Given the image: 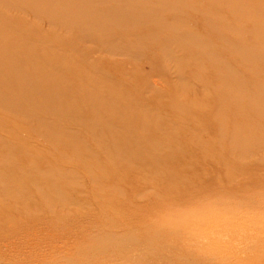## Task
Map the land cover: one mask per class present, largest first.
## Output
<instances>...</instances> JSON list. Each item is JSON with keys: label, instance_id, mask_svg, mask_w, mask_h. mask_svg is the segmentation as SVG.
<instances>
[{"label": "rangeland", "instance_id": "obj_1", "mask_svg": "<svg viewBox=\"0 0 264 264\" xmlns=\"http://www.w3.org/2000/svg\"><path fill=\"white\" fill-rule=\"evenodd\" d=\"M196 1L200 3V12L185 11L180 15V19L190 23L188 30L190 32L203 35L207 30L209 31L208 35H205L204 44H219L220 46L216 47V50L220 51L218 58L223 59L227 67H216L211 59L197 63L193 56H198L202 49L191 47L187 42L177 45L162 42L163 49L157 45L153 48V52L146 55H142L143 52L139 53L138 50L117 53L113 49L116 42H105L98 38L102 37V33L93 39H75L78 32L88 29L86 25L75 29H58L60 39L47 42L45 47L59 49L65 46L64 58L60 61L67 58L76 64L79 62L78 60L76 62V51H84L88 54V58L79 64L82 71L73 80L69 70L59 74L71 81L69 84L71 89L83 86L85 76L103 78L104 74L99 68L90 67L91 63L99 67L108 66V73L123 81L131 78L132 73L139 72L141 77L138 79V85L133 87L134 90L129 89L124 81L114 87L95 84L88 87V92L94 94L100 91L97 94L102 97L122 95L128 99H137L140 106L142 103L148 104L150 99L149 101L152 102L150 104H155L158 108L151 115V119L156 121L155 127L167 128L165 126H169L171 122L176 124L173 130L166 132L170 135L171 132L183 133V129L187 128L185 124L188 123L194 127L193 129L195 125L200 126L203 130H209V140H215L217 137L216 140L227 144L226 148H222L225 152L222 149L216 150L208 160L205 155L213 150L207 147L205 142L206 146L184 153L167 151L151 157L142 156L137 161L120 163L118 167L92 170L94 177H101L100 184L85 179L84 170L79 168L77 172L82 179L70 183L65 197L42 198L41 191L52 187L46 186L45 180L51 181L49 185L58 183L60 186L61 182L58 180L55 168L63 170L72 168V163H76L74 158L78 154L71 149L65 155L61 154L66 149L64 143L67 140H62L61 143L59 140L50 139L47 132L53 127L45 132L30 134L24 130H29L35 125V120H22L20 115L13 111L1 110V120L5 122L4 127L8 128V132L12 125L22 135L11 137L7 135L6 138L5 129L0 128V136L5 138L1 145L3 149L0 157H7L8 161L12 162L11 166H1L0 174L5 176L10 169L12 171L15 168L14 164L29 167L31 163L34 164L33 171L42 174L32 179L17 175L10 179L11 182L1 181L0 195L3 196H0V206L3 210L0 209V264L78 263L80 254L90 253L106 246L122 245L118 249L125 252L128 248H122V240L129 242L128 247L139 243L143 248L137 254L119 253L94 261L92 264H264V126L248 125L245 118L242 120V115L257 116L250 100L238 99L242 91L237 90L228 94L230 88L225 86L217 88L220 75H224V71L231 68L243 76L244 83L257 81L264 86V63L257 62L260 57L264 58V49L256 53L255 60L247 62L241 60V53L236 54L221 46L223 37L241 45L254 46L264 43V19L258 13L264 8L261 6L264 5V0H255L258 3L260 1V5L256 8L251 7L248 0ZM168 2L176 3L177 0ZM50 6L53 4L43 3L39 8L45 9ZM6 13L27 21H20L22 26L16 25L3 31L5 36L10 37L22 32L32 40L48 38L64 23L61 17L52 21V15L49 14L40 18L36 13L29 12L26 6L16 10L10 9ZM203 13L211 18H205ZM223 25L233 30L236 28L239 34L227 31ZM214 26H219L220 31L212 32L210 29ZM127 32L126 40H133L135 35L158 32V29L139 26ZM111 33L119 35L120 30L114 28ZM68 44L73 47L68 48ZM164 48L172 50L169 56L165 55ZM188 55H191V58H188ZM49 58L52 60L53 56ZM2 62L3 59L0 60V63ZM210 80L212 81L208 84ZM9 81V78L4 79V83ZM151 89L167 98L162 97V100H158L151 95ZM2 90H5L4 86ZM212 91H221L222 94L228 95L218 102L201 106L198 100L203 95L209 99ZM138 92L145 93L142 101L137 97ZM46 96H50V92H47ZM32 101L37 102L35 98H32ZM214 104L217 108H225V113L241 111V116L238 115L235 121L228 120L220 129H214L210 120L204 117L207 107ZM77 106L82 107L86 112L87 110L93 112L92 109L95 107L92 103H78ZM56 107V103L37 102L36 110ZM187 110H192V113L182 112ZM131 111L120 114L119 121L129 119L132 115ZM108 114L110 117H115V112ZM222 117L223 115L217 118L222 119ZM58 123L74 128V134L78 136L92 131L91 128L82 126L77 118H67ZM236 125L240 128L235 130L237 137H234L229 130H234L233 127ZM138 135L134 136V141L147 147L161 140L146 141ZM199 137L195 129V134L187 135L182 141L188 144L196 143ZM242 140L245 146L240 148L238 145ZM199 142H202V139ZM9 149L11 151L7 152ZM118 151L123 155L130 153L131 150L115 147L109 148L106 152H99L108 155ZM99 152L88 160L90 164L103 161L105 155L104 153L99 155ZM60 155L65 158L61 159ZM153 158L168 162L166 165L158 163L154 166L155 171L164 168L166 176L154 175L155 177L152 178H144L146 177L144 174L148 173L144 172L147 170L145 165ZM193 158L197 160L191 162ZM87 168L90 171L92 169ZM135 171H139L138 174L141 173L144 177L139 178L135 175ZM111 178L112 180H109ZM30 183L34 188H30L32 187L29 186ZM115 183L132 185L134 189L128 190L127 193L145 192L141 202L138 203L144 210L136 211L137 220L125 222L127 227H131L126 233L122 234L118 231L115 234L112 232L104 234L102 231L104 223H122L129 215L114 216L101 213V209L96 204L104 197L102 186ZM152 183L162 186L161 188L158 186L157 189L151 185ZM19 188L23 190L16 191ZM72 188L77 192L82 190V196L77 195L78 200L72 198ZM5 189L10 190L11 193L5 196L3 191ZM82 200L89 202L86 209L75 205V201L82 202ZM60 215L65 219H61ZM108 231L112 230L108 229ZM148 234L152 237L146 239ZM84 263L86 262L80 264Z\"/></svg>", "mask_w": 264, "mask_h": 264}, {"label": "bare ground", "instance_id": "obj_2", "mask_svg": "<svg viewBox=\"0 0 264 264\" xmlns=\"http://www.w3.org/2000/svg\"><path fill=\"white\" fill-rule=\"evenodd\" d=\"M168 1L169 0H0V60L3 59V62L0 63V111L10 110L19 114L20 119L22 120H35V125H33L29 130H24V132H29L30 134L33 132H45L49 128L53 127L52 130L47 132L50 139L59 140L60 142L62 140H67L64 143L66 149L61 152V154L65 155V153L70 149L78 154V156L74 158L76 163H72V168L67 170L55 168L58 180L61 182L60 186H58V183L57 185H49L51 181L45 180L47 181L46 186L52 187L41 191L40 196L42 198L54 196H57L58 198L65 197L68 194V187L70 183L75 180L82 179L79 172H77V169L79 168L84 170L85 179L87 178L94 184H100V182H102L101 177H94V175H92V170H99L112 166L113 168L118 167L121 165L120 163H130L137 161L142 156L151 157L158 153L167 151H178L180 153H184L192 149L197 150L206 146L205 142H207V147H211L213 150V152H209L205 155L206 159L210 160L212 154H214L216 150L227 147V144L225 145L221 141L216 140L217 137L215 140H209V130H203L197 125H195V129L198 131L200 136L198 141L202 139V142L198 143L197 141L196 143L190 144L183 142L182 140L186 138L187 135L191 136L192 134H195V129H193L194 127H191L190 123L185 124L187 128L183 129V133L177 134L175 132H171L170 135H167L166 132L173 130L176 127V124L171 122L169 126H165L167 128L155 127L156 121L154 122L151 119V115L154 114L158 108H156L154 103V105L150 104L152 103L149 101L150 99H148V104L142 103L140 106L137 99H128L122 95H109L102 97L97 94L100 93V91L94 94L88 92V87L95 84H104L114 87L116 84L118 85V83H122L124 81L127 83L129 89H133V87L138 85V79L141 77L139 72L132 73L131 78L123 81L120 78L115 77L113 74L108 73V66L102 65L99 67L96 66L95 63H91L90 67L95 69L99 68V70L104 74L103 75L100 72L103 75V78H89L88 76H85L86 79L84 80L83 86L74 89L69 88L71 81L68 78H63L59 74H63L69 70V72L72 73L71 79L73 80L79 75V72L82 71V67L81 65L79 66V64L81 61H85L88 58V54L84 51H76V62L77 60L79 61L76 64L75 62H72V60H67V58H65L64 61H60L64 58L65 46H62L59 49L45 47L47 42L60 39L58 29H75L86 25L88 26V29L78 32V36L75 39H93L98 37V34L102 33V37L98 38L105 42H116V46L113 49L117 53H129L131 51L138 50L139 53L143 52L142 55H146L153 52V48L157 45L163 49L162 42L173 43L175 45L187 42L191 47H199L202 49V51L200 50L201 53L198 56H193L197 63L198 61L204 62L211 59L214 63L213 65L216 67H227L226 62L223 59L218 58L220 57L218 55L220 51L218 52L216 47L220 45L217 43L211 45L204 44L206 40L205 35H208L207 32L209 31L207 30V32L203 35L190 32L188 31L190 23H185L180 19V15L185 11L196 13L200 12V3L196 0H177L176 3H169ZM43 3H51L53 6L45 9L39 8V6ZM248 3H250L251 7L255 8L257 5H260V1L258 3L255 0H248ZM21 6H26V9L29 12L36 13V15L40 18L49 14L52 15V21H55L58 17H61L64 23L61 26H58L56 31L48 38H38L36 40H32L22 32H19L17 33L18 35L12 37L5 36L3 31H6L16 25L17 27L22 26L23 24L20 21L27 22L24 19H20V17H13L14 15L12 16L6 13V11H9L10 9L14 8V10H16V8H20ZM261 6L264 7V5ZM258 13L259 16L264 19V8ZM203 16L205 18H211V16L204 13ZM139 26L157 28L158 32L140 33L135 35L133 40H126L125 35L128 34L127 31L135 29ZM114 28H118L120 30L119 35L111 33ZM185 28L186 30L184 31ZM223 28L227 31L238 33L236 28L233 30V28H227L225 25H223ZM210 30L212 32H216L218 30L220 31V27L214 26L211 27ZM72 43L74 42L72 41ZM221 46L225 50L236 52V54L237 52L241 53V60L247 62L255 60L257 55L256 53L264 49L263 42L261 44H255L254 46H250L248 44L241 45L237 43L235 44L224 37L222 39ZM72 47L73 45L68 44V48ZM148 49L151 51H147ZM164 51L166 53L165 55L169 56V53L172 50L164 48ZM49 56H53V59L51 60ZM190 56L188 55V58H191ZM257 62L264 63V58L260 57ZM242 77L243 76H241V74L236 70L232 68L229 70L227 69L224 71V75H220L218 78L217 81L219 85H217V88L220 86L230 88V91L228 90V94L237 90L242 91L238 99L250 100L251 105L254 108L253 111L255 110L254 112L257 115L253 117L242 115V120L245 118L248 125L256 124V127L257 125L264 126V86L257 81L244 83ZM5 78H9L10 81L4 83ZM157 81H159V79H157ZM211 81L212 80H210V82L207 81L208 84H210ZM41 84L46 85L42 86ZM158 84H160V82ZM3 86L5 87V90H2ZM47 92H50V96L48 97L46 96ZM158 93L159 92L151 89V95L156 97L158 100H162V97L167 98L165 95H159ZM228 94H222L221 91H212L209 99L203 95L198 101L201 106L204 104L209 105L211 102H218L220 99L222 100ZM144 96L145 93H137L139 101H142ZM32 98H35L37 102H48L49 104L56 103L57 107L53 109L49 108L47 110H36L37 102H33ZM78 103H92L95 106L92 109L93 112L89 110L86 112L82 107L77 106ZM216 104L210 106L209 108L207 107V111L204 110L205 119L208 121L210 120L211 126L214 129L222 128V124L226 123L228 120L230 121L234 119L235 121L238 118V115L241 114V111L225 113V108H217ZM129 110H132L131 117L129 119L119 121V115H122L124 112ZM187 111L182 112L189 114L192 110ZM110 112H115V117H110L108 114ZM143 113H145V115ZM222 115V119L217 118ZM67 118H77L82 126L91 128L92 131L88 134H81V136L75 135L74 128L58 123V121ZM4 126H6V124L3 120H1L0 116V128L5 129L4 132L6 134V138L7 135L9 137L22 135L17 132L12 125L9 132L8 128ZM233 128L234 130H229V133L234 134L235 137V134H237L235 130L239 129L240 126L238 127L236 125ZM138 133L146 141L161 140L155 145L147 147V145L139 144L136 140L134 141V136L138 135ZM223 135H225V133ZM4 141L5 138L0 136V152L3 149L1 148V145ZM239 144L240 145H238V147L243 146L244 140H242ZM115 147L120 149H130L131 151L130 153L123 155H121L119 151L115 154L108 155L103 152L105 155L103 161L95 162L94 164H90L88 162V160L97 155L99 151L106 152L109 148ZM10 151L11 149L7 150V152ZM103 153L99 152V155H102ZM62 155H60V158L64 159L65 156ZM196 160L197 159L193 158L191 162H195ZM158 163H165L166 165L168 162L160 158H153L145 165L147 170H144V172H148L144 174L146 177H144L141 173L138 174L139 171H135V175L139 176V178H152L154 175L158 177L166 176L164 168L155 171L154 166ZM5 165L11 166V160L8 161L7 157H0V167ZM14 165L15 168L12 171L10 169L7 173L5 172L6 177L0 174V184L1 181H10V179L12 180V178L17 175H23L32 179L33 177H38L42 174H38V171H33V163H31L29 167H22L16 164ZM84 165L91 167V171L88 170L87 167H84ZM44 171L46 170H43V172ZM109 180H112V178ZM151 185L154 188L159 186L158 183H152ZM29 186H32L30 188H34L32 183H30ZM161 186H159V188H161ZM132 189H134V187H132V185H128L127 183H115L102 186L104 197L103 199L101 198L100 201L96 202L101 209V213L112 214L114 216L129 214L127 215L128 219L124 220L122 223H104L102 229L104 234H106V232H112L115 234L118 231L122 232V234L126 233L131 227H127L125 222L137 220L138 217H136V211L144 210V208L139 206L138 203L141 202V197L145 194V192L127 193L128 190L131 191ZM22 190L19 188L16 191L20 192ZM3 191H5V196L6 194L11 193V191L7 189ZM79 194L82 196V190L77 192L75 188H72L71 196L74 200H78L77 195ZM0 196L3 195L1 194ZM75 203L76 206L84 209H86L89 204V202L84 200H82V202L75 201ZM0 209H2L1 206ZM10 210L11 209H9V211ZM6 211H8L7 208ZM60 218L65 219V217L61 215ZM108 229L112 231H108ZM151 237L152 235L148 234L146 239ZM122 241V248H128L125 252H121V249H118L122 245L106 246L104 248H98L90 253L80 254V262L78 261V263L70 264H80L82 262H86L84 264H92L94 261L105 259L119 253L124 254L128 252L129 255L137 254L140 253V249L143 248V245H140L139 243L128 247L127 243L129 242H127V240Z\"/></svg>", "mask_w": 264, "mask_h": 264}]
</instances>
